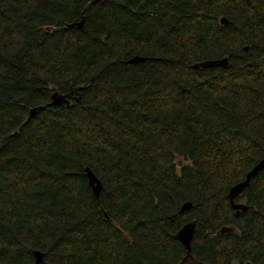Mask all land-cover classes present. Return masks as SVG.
I'll list each match as a JSON object with an SVG mask.
<instances>
[{
  "label": "trees",
  "instance_id": "trees-1",
  "mask_svg": "<svg viewBox=\"0 0 264 264\" xmlns=\"http://www.w3.org/2000/svg\"><path fill=\"white\" fill-rule=\"evenodd\" d=\"M262 158L264 0H0V264H264Z\"/></svg>",
  "mask_w": 264,
  "mask_h": 264
},
{
  "label": "water",
  "instance_id": "water-1",
  "mask_svg": "<svg viewBox=\"0 0 264 264\" xmlns=\"http://www.w3.org/2000/svg\"><path fill=\"white\" fill-rule=\"evenodd\" d=\"M220 25H226L227 21L224 18L219 19ZM82 27V20L77 23H71L66 25L67 29L80 30ZM143 58L133 56L130 59L126 60L124 64L126 65H135L139 62H142ZM227 59L221 58L218 60H206L202 62L194 63L191 68L192 69H210V68H225L227 66ZM66 95H60L58 93H52L49 97V102L46 104L47 107H54L59 105L67 106L69 102L66 99ZM42 107L38 106L36 108H31L28 110L27 118L33 116L37 111H39ZM264 167V158L259 160L245 175L242 181L237 184L231 186L228 189L226 194V198L228 200V204L230 209L234 212V216H237L240 212H244L247 207L240 203H235L233 200L248 186L249 181L253 178L259 171H261ZM84 177L86 179L87 185L90 188L92 196L97 199L100 191L101 184L97 180V178L87 169L84 168ZM191 208L190 203H184L180 206L179 212H187ZM195 223L188 222L184 224L174 235V239L181 244L184 248L186 254L188 255L190 250V241L194 232ZM220 234H232L233 228L228 226H223L219 229ZM29 254L32 257L33 264H47L44 262V254L39 251H31ZM249 264V263H246Z\"/></svg>",
  "mask_w": 264,
  "mask_h": 264
},
{
  "label": "rangeland",
  "instance_id": "rangeland-1",
  "mask_svg": "<svg viewBox=\"0 0 264 264\" xmlns=\"http://www.w3.org/2000/svg\"><path fill=\"white\" fill-rule=\"evenodd\" d=\"M176 163L185 164V162L182 161V160H180V159H177V160H176Z\"/></svg>",
  "mask_w": 264,
  "mask_h": 264
}]
</instances>
